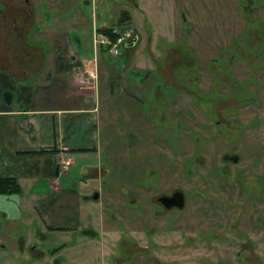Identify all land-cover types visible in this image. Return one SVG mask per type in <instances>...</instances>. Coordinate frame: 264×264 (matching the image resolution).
Returning <instances> with one entry per match:
<instances>
[{
    "label": "rangeland",
    "instance_id": "obj_1",
    "mask_svg": "<svg viewBox=\"0 0 264 264\" xmlns=\"http://www.w3.org/2000/svg\"><path fill=\"white\" fill-rule=\"evenodd\" d=\"M44 13L92 39L99 152L70 170L78 230L0 223V264H264V0H0V69L26 83L50 72Z\"/></svg>",
    "mask_w": 264,
    "mask_h": 264
},
{
    "label": "crops",
    "instance_id": "obj_2",
    "mask_svg": "<svg viewBox=\"0 0 264 264\" xmlns=\"http://www.w3.org/2000/svg\"><path fill=\"white\" fill-rule=\"evenodd\" d=\"M57 15L44 13L54 23L41 26L51 34L53 56L43 82L26 83L0 69V176L16 179L21 188L19 195H0L3 227L22 221L26 212L37 215L45 231L71 233L80 227L85 194L69 178L72 167L99 152L98 90L86 73L95 70L97 57L92 39L89 48L76 45L64 28L70 19L63 14L59 24ZM151 43L158 58L153 37ZM91 45L94 56L88 57ZM64 162L68 169L61 172Z\"/></svg>",
    "mask_w": 264,
    "mask_h": 264
},
{
    "label": "trees",
    "instance_id": "obj_3",
    "mask_svg": "<svg viewBox=\"0 0 264 264\" xmlns=\"http://www.w3.org/2000/svg\"><path fill=\"white\" fill-rule=\"evenodd\" d=\"M103 35L109 36L111 41L115 39L112 30H104ZM21 188L14 178L0 176V195H19Z\"/></svg>",
    "mask_w": 264,
    "mask_h": 264
},
{
    "label": "water",
    "instance_id": "obj_4",
    "mask_svg": "<svg viewBox=\"0 0 264 264\" xmlns=\"http://www.w3.org/2000/svg\"><path fill=\"white\" fill-rule=\"evenodd\" d=\"M135 43H136V40H132L131 42L127 43L125 47L126 48L133 47ZM235 162H237V160H235ZM97 199H98V194L95 193L92 196V200H97ZM161 200L162 202L165 203V205L168 208L175 207L178 210H182L185 204L184 195L180 192L174 193L171 197H163Z\"/></svg>",
    "mask_w": 264,
    "mask_h": 264
},
{
    "label": "built area",
    "instance_id": "obj_5",
    "mask_svg": "<svg viewBox=\"0 0 264 264\" xmlns=\"http://www.w3.org/2000/svg\"><path fill=\"white\" fill-rule=\"evenodd\" d=\"M96 35V39H95V44H97L96 47L98 46H108L109 49L114 53V55H118L120 53V46L123 45L124 43V40H125V35L119 37V38H116L114 42L110 43L109 40L105 37V36H102V35ZM92 74H94L92 72ZM68 167V162H64L62 164V170H66Z\"/></svg>",
    "mask_w": 264,
    "mask_h": 264
},
{
    "label": "flooded vegetation",
    "instance_id": "obj_6",
    "mask_svg": "<svg viewBox=\"0 0 264 264\" xmlns=\"http://www.w3.org/2000/svg\"><path fill=\"white\" fill-rule=\"evenodd\" d=\"M235 160H236V158H234L233 159V161L235 162ZM165 197V196H164ZM167 197H169V196H167ZM163 197H160V198H158L157 199V203L164 209V210H166V211H170V210H178L177 208H175V207H171V208H168L166 205H165V203L164 202H162V199Z\"/></svg>",
    "mask_w": 264,
    "mask_h": 264
}]
</instances>
